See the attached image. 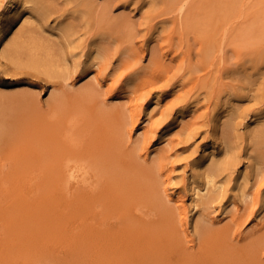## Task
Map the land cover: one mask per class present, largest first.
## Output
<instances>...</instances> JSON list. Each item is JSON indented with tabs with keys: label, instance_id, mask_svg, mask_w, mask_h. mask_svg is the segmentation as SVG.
<instances>
[{
	"label": "rangeland",
	"instance_id": "374dc122",
	"mask_svg": "<svg viewBox=\"0 0 264 264\" xmlns=\"http://www.w3.org/2000/svg\"><path fill=\"white\" fill-rule=\"evenodd\" d=\"M46 1L33 30L66 74L0 58L17 92L0 100V264H264V0ZM215 130L240 157L195 225L187 175Z\"/></svg>",
	"mask_w": 264,
	"mask_h": 264
},
{
	"label": "bare ground",
	"instance_id": "6f19581e",
	"mask_svg": "<svg viewBox=\"0 0 264 264\" xmlns=\"http://www.w3.org/2000/svg\"><path fill=\"white\" fill-rule=\"evenodd\" d=\"M2 5H3L2 12H0V45H3L4 43L5 44L2 46V48H0V58L11 60V62L15 63L16 65L17 64L18 65L27 64L30 67H34L38 70H41L44 73H47L48 75H53V74L56 76L65 75L66 74V71L64 68L65 61L63 57L61 56L62 50H59L58 52V50L54 48V44L51 42L50 38L44 36V34H41L40 32L38 33V31L34 32L33 30L37 27L39 17L42 20H46V22L44 23H47V19L52 13V9L50 8L48 2L46 0H4ZM67 24L68 23L66 22V25ZM14 25H16V28L15 29L13 28L14 29L13 32L15 31L14 35L12 37H8L7 31L11 29V27ZM58 27L62 29V25L57 26V28ZM61 29H58L60 33L62 32ZM65 33L66 34L63 33L64 37L66 35V37L71 38V36L73 35L72 31L68 27H66ZM70 52H71V49H70ZM0 70L1 71L3 70L5 73H8L6 72V69L2 67V64H0ZM1 80L2 79L0 77V83H1ZM95 83L97 85H100L101 79L99 77L95 78ZM15 93L17 92L10 93V92H6L0 89V100L2 99L5 100L7 98H10V96H14ZM157 98H156V101H158ZM227 105L226 107L224 106L223 109L219 110L218 113H214V114H217V117H216L217 121H221L220 119H222L223 117L221 116L222 118H219L220 115L223 114L225 111L227 112L228 109L232 107V103L227 104ZM231 115H234L233 112H231ZM262 117L263 116H260L257 113H253L252 115H250V122L247 123L246 127L252 126L251 128H249L250 134H251L250 137H252L251 138L252 141L253 139H256V140L259 139L258 137L260 136L259 134L262 129H259V126L257 127V125L261 123L263 119ZM182 119L183 117L180 114V117L178 118V120H182ZM0 131H1V128H0ZM214 133L215 134L213 136L206 139V141H204V143L202 144L199 155L197 157L198 159L195 162L194 166L192 165L193 166L192 169L194 170L187 175L188 180H189L188 182H189L190 190H191L188 212H190L189 216L192 217L195 225L201 222V219H202L201 214L203 210L206 207H208L216 199L217 196L221 195V194L217 195L215 193L216 189L213 190L214 189L213 186L218 187L216 185L218 179L215 181V178H217V175L220 174L222 171H224L225 169L227 170V168L231 166L232 161L235 160V158L240 157L238 156L237 152H234L232 148L229 149L225 145L226 140L224 138L219 137L218 130H215ZM170 134H171L170 131L168 129H165L163 130L161 135L158 137V139H156L155 143L157 144V147L159 148L160 151L164 149L161 145L165 142L170 141V136H171ZM234 150H236V148ZM243 154L244 152L242 153V156ZM244 157H245L244 160H241L242 165L240 169L237 167L239 169L238 174L236 173L237 174V180H236L237 184L235 185V188L241 193H244L245 186L246 184L249 183L250 178H251L250 176L251 172H249V168H252V169L257 168L256 167L257 157L255 155H253L250 152L249 153L245 152ZM202 175L205 177L204 182L201 179H199V177L200 176L202 177ZM84 179L86 178L84 177ZM200 180L203 182V186L201 185L202 182ZM222 190H221V193H222ZM225 191H226V188H225ZM177 201H178V205L183 203V200L181 198L178 199ZM263 201H264V195H263ZM238 208L239 207L235 209V212L238 210ZM235 212L233 213V215L235 214ZM219 215L221 217H226L227 210L223 208L219 212Z\"/></svg>",
	"mask_w": 264,
	"mask_h": 264
}]
</instances>
